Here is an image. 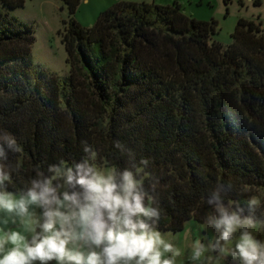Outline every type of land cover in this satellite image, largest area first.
<instances>
[{"label": "trees", "instance_id": "obj_1", "mask_svg": "<svg viewBox=\"0 0 264 264\" xmlns=\"http://www.w3.org/2000/svg\"><path fill=\"white\" fill-rule=\"evenodd\" d=\"M28 1L0 0V135L22 147L4 145L10 191L26 192L37 170L52 175L50 164L87 158V144L117 173L141 170L159 231L215 222L216 192L242 219L264 217L248 208L264 199V23L239 20L224 47L215 21L178 3L120 2L85 28L74 18L84 0H62L63 78L34 66L33 28L4 10Z\"/></svg>", "mask_w": 264, "mask_h": 264}, {"label": "clouds", "instance_id": "obj_2", "mask_svg": "<svg viewBox=\"0 0 264 264\" xmlns=\"http://www.w3.org/2000/svg\"><path fill=\"white\" fill-rule=\"evenodd\" d=\"M2 133L0 212L12 217L13 224L18 221L23 230L0 227V264H176L182 252L157 230L160 210L151 206L152 197L132 170L101 169L94 162L96 151L86 144L87 158L50 164V176L37 170L31 187L15 193L8 189L13 169L6 163L4 145L13 153L22 147L14 135ZM208 203L216 205L219 235L207 246L194 241L189 259L199 261L211 249L217 254L227 251L239 264H264V243L248 230L256 226L251 216L242 219L244 209L231 201L225 205L218 192ZM33 206L41 209L39 216L30 211ZM259 207L257 198L248 200L250 211ZM8 223L3 220L5 226ZM238 230L234 247L228 249ZM25 233L31 234L30 239Z\"/></svg>", "mask_w": 264, "mask_h": 264}, {"label": "rangeland", "instance_id": "obj_3", "mask_svg": "<svg viewBox=\"0 0 264 264\" xmlns=\"http://www.w3.org/2000/svg\"><path fill=\"white\" fill-rule=\"evenodd\" d=\"M120 2L132 3H155L163 6H173L178 3L183 12L196 20L204 22L217 23V32L213 35V41L228 47L233 43L234 34L238 22L241 19L253 21L257 24L264 23V0H84L77 10L74 18L83 27H93L99 16ZM11 16L16 17L21 22L29 25L34 30L35 44L32 49V62L34 66L46 69L60 77H68L71 67L67 63V52L63 44V35L66 23L70 22L69 11L62 0H30L23 8L11 10L4 8ZM101 169H114L103 159L95 158L94 161ZM137 179L140 177L141 170L133 172ZM260 201V207L256 208L264 211V199L262 195L255 196ZM148 204V201H147ZM30 211L39 216L41 209L33 206ZM8 219L7 226L3 220ZM12 217L4 212H0V227L7 229L23 230L19 222L13 224ZM261 219L255 221L256 226L248 230L262 243H264V224ZM39 231V229H37ZM166 241L172 242L182 252L181 257L177 258L176 264H239V261L233 259L224 253H214L209 249L199 261L189 259L192 253L194 241L200 240L206 246L214 243L219 235V230L215 227V222L209 221L199 223L194 219L188 221L184 229L179 232L160 231ZM239 230L234 233L233 243L228 245L230 249L234 247V241L239 236ZM30 239L31 234L25 233ZM170 255V254H167ZM212 257L209 261L206 257ZM39 264V262H36ZM50 264H56L55 261Z\"/></svg>", "mask_w": 264, "mask_h": 264}]
</instances>
